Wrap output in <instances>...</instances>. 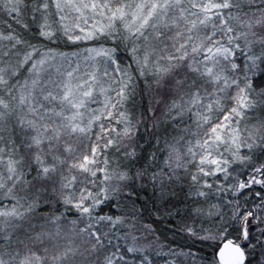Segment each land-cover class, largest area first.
Listing matches in <instances>:
<instances>
[{"label":"snow or ice","instance_id":"6c2138e0","mask_svg":"<svg viewBox=\"0 0 264 264\" xmlns=\"http://www.w3.org/2000/svg\"><path fill=\"white\" fill-rule=\"evenodd\" d=\"M257 111L264 0H0V264H264Z\"/></svg>","mask_w":264,"mask_h":264},{"label":"trees","instance_id":"16d2710c","mask_svg":"<svg viewBox=\"0 0 264 264\" xmlns=\"http://www.w3.org/2000/svg\"><path fill=\"white\" fill-rule=\"evenodd\" d=\"M59 50L67 52L73 51L74 49L66 47L63 43H61ZM146 107V103L142 106L138 103V109ZM249 119L252 123H256L257 121L264 119V111H257L256 115L254 117H250ZM175 200L176 197L171 191H168L164 197L161 198L160 193H154L151 186H147L145 188L137 187L133 195V201L135 202L136 208L142 213V223H146L155 229L156 234L162 242L174 243L176 246L185 247V245H191V241L180 236H174L173 232L170 231L171 218L175 217V213L178 210L181 214L183 210L182 205L175 209L172 207V203H174ZM128 203L131 204L132 201ZM196 247L203 248V250L198 253L200 256L210 259V248L200 245H197ZM185 250H187V248H185ZM202 264H207V260L202 262Z\"/></svg>","mask_w":264,"mask_h":264}]
</instances>
